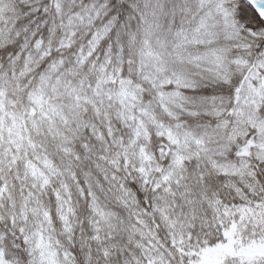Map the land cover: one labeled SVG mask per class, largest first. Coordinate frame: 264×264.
I'll return each mask as SVG.
<instances>
[{"label":"snow or ice","instance_id":"1","mask_svg":"<svg viewBox=\"0 0 264 264\" xmlns=\"http://www.w3.org/2000/svg\"><path fill=\"white\" fill-rule=\"evenodd\" d=\"M0 264H264V0H0Z\"/></svg>","mask_w":264,"mask_h":264}]
</instances>
